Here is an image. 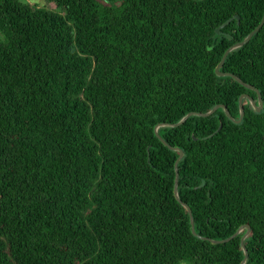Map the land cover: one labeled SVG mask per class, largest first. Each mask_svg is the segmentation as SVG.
Masks as SVG:
<instances>
[{
  "label": "trees",
  "instance_id": "1",
  "mask_svg": "<svg viewBox=\"0 0 264 264\" xmlns=\"http://www.w3.org/2000/svg\"><path fill=\"white\" fill-rule=\"evenodd\" d=\"M47 1L0 0V264H264V23L261 110L215 72L264 0Z\"/></svg>",
  "mask_w": 264,
  "mask_h": 264
},
{
  "label": "water",
  "instance_id": "2",
  "mask_svg": "<svg viewBox=\"0 0 264 264\" xmlns=\"http://www.w3.org/2000/svg\"><path fill=\"white\" fill-rule=\"evenodd\" d=\"M233 18H237V19H239V16H238V15H234L233 17H230L229 19H227L225 22H223L222 24H220V25L216 28V32L218 33V32H219V29L222 28L223 26H225L226 24H228ZM263 23H264V13H263V16H262L260 22L258 23V25H257L252 31H250V33H249V34H248L243 40H241V41H239V42H236V43L230 45V46L225 50V52H224V54H223L221 60L219 61V63H218L217 66L215 67V72L217 73V75H219V76L229 75V76L233 77L234 79H236L239 83H241V84L244 85L245 87L250 88V89H252V90H254V91L257 92L258 99H259V100H258V104H256V103L254 102V100H253L248 94H242V95H240V97H239L240 115H239V118H238V119H234V118L229 114L228 110L224 107V109H225V113L227 114V116H228L230 119H232L233 121H235V122H240V120H241V118H242V116H243V114H244L243 106H242V100H243L244 97L250 99V101H251V103H252V106H253L257 111H260V110H261V107H262V101H261V98H260V95H259L258 89H257L254 85L243 82L242 80H240V79H239L235 74H233V73L220 71L219 68H220L221 65L223 64L224 59H225V57L227 56V54H228L231 50H233V49H235V48H237V47H240V46H242L243 44H245L246 42H248V40L252 37V35L260 29V27L262 26ZM219 107H223V105H222V104H217V105L213 106V107H212L209 111H207V112H202V113H201V112H189V113H187L184 117H182L177 123H173V124H158V125L155 127L156 135L159 137V139H160L164 144L168 145L167 142H166L165 140H163V139L160 137V135L157 133V127H158L159 125L177 126V125H180L181 123H183V122H184V121H185L190 115L208 116V115L212 114V113H213L217 108H219ZM220 126H221V125H219L218 129L220 128ZM170 148H172V149H178L177 147H172V146H170ZM182 154H183V152L180 151V154H179V157H178L177 160H179V159L181 158ZM177 179H178V169H177V161H176V162H175V185H174V195H175V197L180 201L179 196H178V192H177ZM181 203H182V205H184V206L187 208V210H188V212H189V214H190L191 228H192V231L194 232V223H193V218H192V215H191V209L189 208V206H188L186 203H184V202H182V201H181ZM243 229H246V231H245V233L242 235V237H241V239H240V243H241V245H242V248H243L244 251H245V257H244L243 261H242L240 264H243V263L245 262V260H246V257H247V251H246V248H245V245H244V239L246 238V236H247V235L249 234V232H250V226H249V225H247V224L242 225L241 227H239V229L236 230V232H235L233 235H231L230 237H228V238H226V239H224V240H213V242H223V241H227V240H229L230 238H232V237H234L235 235H237V234H238L239 232H241Z\"/></svg>",
  "mask_w": 264,
  "mask_h": 264
},
{
  "label": "rangeland",
  "instance_id": "3",
  "mask_svg": "<svg viewBox=\"0 0 264 264\" xmlns=\"http://www.w3.org/2000/svg\"><path fill=\"white\" fill-rule=\"evenodd\" d=\"M31 4H37L39 6H46L49 8H55V3L49 2L47 0H27Z\"/></svg>",
  "mask_w": 264,
  "mask_h": 264
}]
</instances>
